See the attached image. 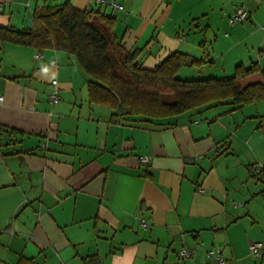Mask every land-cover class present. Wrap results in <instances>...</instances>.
<instances>
[{"label":"crops","instance_id":"1","mask_svg":"<svg viewBox=\"0 0 264 264\" xmlns=\"http://www.w3.org/2000/svg\"><path fill=\"white\" fill-rule=\"evenodd\" d=\"M109 1L122 10L0 0V28L27 30L36 8L69 3L116 17L144 69L180 52L204 64L179 80L264 70V0ZM239 6L248 17L229 26ZM86 83L64 52L0 42V264H212L211 249L230 264H264V249L249 251L264 246V102L114 122ZM181 249L192 252L184 262Z\"/></svg>","mask_w":264,"mask_h":264},{"label":"trees","instance_id":"2","mask_svg":"<svg viewBox=\"0 0 264 264\" xmlns=\"http://www.w3.org/2000/svg\"><path fill=\"white\" fill-rule=\"evenodd\" d=\"M116 24V17L100 10L80 11L69 3L44 5L34 10L27 30L0 28V42L74 57L87 77L89 102L108 108L114 122L125 118L154 122L219 103L232 105L233 111L264 102V83H240L256 73L264 79L257 64L236 67L230 78L179 80L180 69L199 68L203 60L175 52L153 70L144 69L140 54L118 40Z\"/></svg>","mask_w":264,"mask_h":264},{"label":"built area","instance_id":"3","mask_svg":"<svg viewBox=\"0 0 264 264\" xmlns=\"http://www.w3.org/2000/svg\"><path fill=\"white\" fill-rule=\"evenodd\" d=\"M30 1H45V0H30ZM96 4L98 5H106L108 7L117 9V10H122V7L115 4L112 1L109 0H94ZM248 17V13L247 11L244 9V7L239 6L235 8V12L233 13V15L231 16V18L228 21L229 26H234L235 24L238 23H242L244 22ZM58 102V98L55 94H53L50 97V104L54 105ZM3 104V98L0 96V105ZM142 163L147 164L148 163V159L143 158L141 159ZM261 170L257 167L253 168V174L256 176H259L261 174ZM140 226L142 229H146L147 225L145 224L144 221H141ZM262 249H264V246H262L261 243H253L249 246V251L250 254L253 257H260L261 251ZM191 251L188 249H181L177 252L176 257L178 259L179 262H184L186 259L190 258L191 256ZM207 257L209 259V261L212 264H230L227 260H225L222 256H221V252L219 250L216 249H211L207 252Z\"/></svg>","mask_w":264,"mask_h":264},{"label":"rangeland","instance_id":"4","mask_svg":"<svg viewBox=\"0 0 264 264\" xmlns=\"http://www.w3.org/2000/svg\"><path fill=\"white\" fill-rule=\"evenodd\" d=\"M241 85H244V84L241 82Z\"/></svg>","mask_w":264,"mask_h":264}]
</instances>
